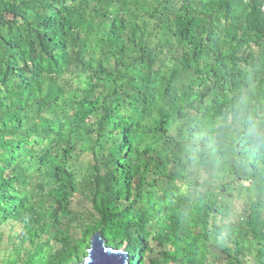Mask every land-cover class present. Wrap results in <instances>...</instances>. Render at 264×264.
I'll return each instance as SVG.
<instances>
[{
	"label": "trees",
	"instance_id": "1",
	"mask_svg": "<svg viewBox=\"0 0 264 264\" xmlns=\"http://www.w3.org/2000/svg\"><path fill=\"white\" fill-rule=\"evenodd\" d=\"M250 75L264 105L260 0H0L5 264H76L96 231L129 264H264L258 207L224 243L215 202L184 214L171 128Z\"/></svg>",
	"mask_w": 264,
	"mask_h": 264
},
{
	"label": "clouds",
	"instance_id": "2",
	"mask_svg": "<svg viewBox=\"0 0 264 264\" xmlns=\"http://www.w3.org/2000/svg\"><path fill=\"white\" fill-rule=\"evenodd\" d=\"M254 83L250 75L248 81L221 94L220 103L213 105L207 115H194L191 108H186L185 120L174 118L171 123L183 165L184 214L199 202H215L219 209L214 221L220 229L218 243L236 232L238 221L246 219L243 210L248 205L264 214V105L257 103ZM188 123L194 127L191 133L187 131ZM234 171L246 172L251 183L233 180L227 186L231 196H225L220 189L225 177Z\"/></svg>",
	"mask_w": 264,
	"mask_h": 264
},
{
	"label": "water",
	"instance_id": "3",
	"mask_svg": "<svg viewBox=\"0 0 264 264\" xmlns=\"http://www.w3.org/2000/svg\"><path fill=\"white\" fill-rule=\"evenodd\" d=\"M76 264H129L128 254L124 248H116L106 244L101 234L96 231L90 237L87 253Z\"/></svg>",
	"mask_w": 264,
	"mask_h": 264
},
{
	"label": "rangeland",
	"instance_id": "4",
	"mask_svg": "<svg viewBox=\"0 0 264 264\" xmlns=\"http://www.w3.org/2000/svg\"><path fill=\"white\" fill-rule=\"evenodd\" d=\"M86 199L82 196V194H77L74 198V202H73V208L74 209H77L79 211H82V208L86 206ZM75 223V222H74ZM77 230V227H74V231L76 232ZM5 231H6V236L11 233L9 228L6 227L5 228ZM4 246H5V243H4ZM7 247V246H6ZM124 247V246H123ZM6 251H7V248L6 249H3L1 252H0V264H5L4 262V259L6 256ZM84 257V256H83ZM82 257V258H83ZM224 264H228V262L226 260H223Z\"/></svg>",
	"mask_w": 264,
	"mask_h": 264
},
{
	"label": "built area",
	"instance_id": "5",
	"mask_svg": "<svg viewBox=\"0 0 264 264\" xmlns=\"http://www.w3.org/2000/svg\"><path fill=\"white\" fill-rule=\"evenodd\" d=\"M247 1V0H244ZM261 1V8L264 10V0H260Z\"/></svg>",
	"mask_w": 264,
	"mask_h": 264
}]
</instances>
